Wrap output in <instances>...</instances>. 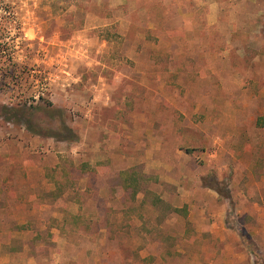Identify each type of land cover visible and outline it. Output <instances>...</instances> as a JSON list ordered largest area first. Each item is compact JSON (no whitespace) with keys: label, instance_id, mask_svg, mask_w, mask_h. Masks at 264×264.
<instances>
[{"label":"rangeland","instance_id":"rangeland-1","mask_svg":"<svg viewBox=\"0 0 264 264\" xmlns=\"http://www.w3.org/2000/svg\"><path fill=\"white\" fill-rule=\"evenodd\" d=\"M0 39L8 264H264V0H0ZM41 99L77 142L2 115Z\"/></svg>","mask_w":264,"mask_h":264},{"label":"trees","instance_id":"trees-1","mask_svg":"<svg viewBox=\"0 0 264 264\" xmlns=\"http://www.w3.org/2000/svg\"><path fill=\"white\" fill-rule=\"evenodd\" d=\"M8 47L6 42L0 39V62L6 63V59H10V53H6ZM8 61V60H7ZM45 114L49 117L50 122H43L35 119L38 114ZM2 115L7 122H13L24 126L25 130L34 136H41L53 139L57 142L75 143L79 140L78 135L65 123L62 119V111L55 108L49 101H43L36 105H30L28 108L22 107H2ZM256 126L264 128V115L256 120ZM127 176L124 181L126 189H133L132 197L141 191L139 181L124 173ZM155 202L162 203L161 200L155 199ZM173 212L186 216V209H173Z\"/></svg>","mask_w":264,"mask_h":264},{"label":"crops","instance_id":"crops-1","mask_svg":"<svg viewBox=\"0 0 264 264\" xmlns=\"http://www.w3.org/2000/svg\"><path fill=\"white\" fill-rule=\"evenodd\" d=\"M13 255L14 254L9 253V250L4 247L3 243H0V264H8L9 259L12 258ZM233 257H235L237 259L233 264H238V263H241L244 260H246V259H243V257H241L239 255H234ZM30 260L27 259L26 264H30V262L32 261V260L31 261Z\"/></svg>","mask_w":264,"mask_h":264}]
</instances>
